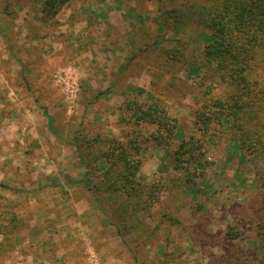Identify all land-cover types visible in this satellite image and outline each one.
<instances>
[{"label":"rangeland","instance_id":"obj_1","mask_svg":"<svg viewBox=\"0 0 264 264\" xmlns=\"http://www.w3.org/2000/svg\"><path fill=\"white\" fill-rule=\"evenodd\" d=\"M153 1L152 20L133 30L144 34L138 48L91 17L79 30L87 43L54 53L43 45L60 20L42 12L44 0H0V264H219L225 250L264 252V159L239 142L242 128L264 122V102L252 121L233 109L205 135L196 123L206 91L234 92L206 56L219 0ZM119 46L131 54L119 58ZM246 76L264 90L261 57ZM129 100L161 104L175 134L168 148L142 139L140 183L116 189L122 168L108 174L103 158L111 141L158 130L135 121Z\"/></svg>","mask_w":264,"mask_h":264},{"label":"trees","instance_id":"obj_2","mask_svg":"<svg viewBox=\"0 0 264 264\" xmlns=\"http://www.w3.org/2000/svg\"><path fill=\"white\" fill-rule=\"evenodd\" d=\"M69 0H44L42 12L49 17H55ZM105 1V0H99ZM212 22L215 42L207 48L208 63L218 61L220 81L233 87L234 92L229 96L213 97L211 90L205 92L206 97L203 107L197 113L196 123L200 132L205 135L211 120L225 119V112L233 109H244L253 114L259 102H264V90L257 81L249 80L246 72L249 71L257 57L264 60V0H219ZM104 92H101L103 94ZM126 107L132 111V116L137 123L147 121L157 125L158 130L145 138L137 133L126 141L115 138L111 141L112 148L103 158L110 159L111 168L120 164L119 174L114 176L115 188H125L130 184H139L137 174L142 164L140 153L142 139H154L160 147L168 148L170 139L175 134V124L161 104L154 103L147 107L134 102L126 101ZM51 125L53 118L49 117ZM254 123L251 127L241 129L239 142L243 149L253 150L264 159V122L261 126ZM53 127V126H52ZM192 145L187 148L185 141L173 151L175 161L180 160V154L193 147L200 139L193 138ZM187 148V149H185ZM140 157V158H138ZM179 167V164H176ZM120 184V185H119ZM3 187L0 184V187ZM111 188V186H110ZM233 235V234H231ZM234 238V235L231 236ZM219 264H264V252L242 248L225 250V254L217 259Z\"/></svg>","mask_w":264,"mask_h":264},{"label":"crops","instance_id":"obj_3","mask_svg":"<svg viewBox=\"0 0 264 264\" xmlns=\"http://www.w3.org/2000/svg\"><path fill=\"white\" fill-rule=\"evenodd\" d=\"M153 0H69L68 3L61 9L58 13L60 22L56 23L57 26L54 30H52L49 34V37L45 40L43 46L48 47L49 51H53L54 53L60 52L61 49H64L66 45L71 46H78V43L73 42L74 39H78L80 44H85L87 41H82L84 39V29H87L88 23L90 18L93 17L97 20H103L106 24L110 23L111 28H118L120 32H127V34L132 35L133 37L131 40L128 38H123L126 41H130L135 47L138 48L139 46L143 45L142 39H144V34L140 32L133 33V30H140L144 29L147 24V21L152 20V16H147V13H154L156 12L155 9H158L159 6L157 2L153 3ZM25 13V12H24ZM19 14H22L20 11ZM34 16H37V13H34ZM39 28H45V22L39 21ZM109 26V25H108ZM13 29H17V33L19 34L18 30H22L20 22L17 20L16 27ZM79 30H83L82 33H79ZM38 32V38L40 40ZM37 34L33 33V36ZM4 34L2 33V37ZM123 37V36H122ZM65 38V39H64ZM110 38V37H109ZM130 38V37H129ZM64 39V40H62ZM73 39V40H71ZM35 37L33 38L32 42L34 44H38L35 42ZM41 41V40H40ZM82 41V42H81ZM38 45H41L39 43ZM101 45V43H100ZM97 46L95 45L94 50H97ZM44 47V48H46ZM0 60L5 59V54H7V48L3 50L2 46H0ZM53 48V49H52ZM101 48V46H99ZM112 48V47H111ZM124 48V49H122ZM52 49V50H51ZM105 49V48H104ZM103 48L101 51L104 50ZM120 49V50H119ZM122 49V50H121ZM113 49H110L112 53ZM46 51V50H43ZM99 51V49H98ZM40 49V54H41ZM84 52V50H82ZM81 52V53H82ZM130 53L128 49L125 47L119 46L118 49L114 48V54H118L119 58L120 55H124L125 53ZM80 53V50L77 48V54ZM131 54V53H130ZM115 58H117L115 56ZM121 65L118 66V68ZM120 73V70H118ZM135 75H130L127 81L129 85L132 83L133 79H135ZM111 86L110 84L106 87ZM139 93H144V90H138ZM152 161V157H148L146 161V166Z\"/></svg>","mask_w":264,"mask_h":264}]
</instances>
